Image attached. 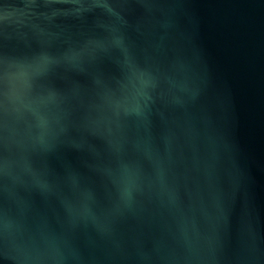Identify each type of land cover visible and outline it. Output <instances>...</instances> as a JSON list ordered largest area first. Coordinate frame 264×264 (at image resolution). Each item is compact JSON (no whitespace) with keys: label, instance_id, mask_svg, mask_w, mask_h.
<instances>
[{"label":"water","instance_id":"water-1","mask_svg":"<svg viewBox=\"0 0 264 264\" xmlns=\"http://www.w3.org/2000/svg\"><path fill=\"white\" fill-rule=\"evenodd\" d=\"M0 264H264V0H0Z\"/></svg>","mask_w":264,"mask_h":264}]
</instances>
